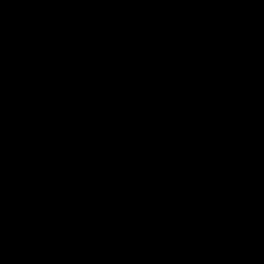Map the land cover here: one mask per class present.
Here are the masks:
<instances>
[{
	"label": "trees",
	"instance_id": "1",
	"mask_svg": "<svg viewBox=\"0 0 264 264\" xmlns=\"http://www.w3.org/2000/svg\"><path fill=\"white\" fill-rule=\"evenodd\" d=\"M66 3L0 0V264H264V0Z\"/></svg>",
	"mask_w": 264,
	"mask_h": 264
},
{
	"label": "rangeland",
	"instance_id": "2",
	"mask_svg": "<svg viewBox=\"0 0 264 264\" xmlns=\"http://www.w3.org/2000/svg\"><path fill=\"white\" fill-rule=\"evenodd\" d=\"M24 2H27V0H23ZM36 1V0H34ZM38 1V0H37ZM79 0H68V2H71L72 6L77 5ZM82 2H87L89 3L90 0H81ZM67 0H65V5L63 6L64 11H67V6L68 4L66 3ZM236 220L239 219V217H237V215H235ZM184 220H185V227L190 228V229H198L200 227V229H202V225L204 223V218H203V213L201 210L200 206H196L195 208H192L191 210H189V212H187L184 215ZM259 224V231L260 233L263 235L264 234V222L262 221H258Z\"/></svg>",
	"mask_w": 264,
	"mask_h": 264
}]
</instances>
